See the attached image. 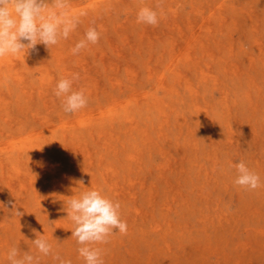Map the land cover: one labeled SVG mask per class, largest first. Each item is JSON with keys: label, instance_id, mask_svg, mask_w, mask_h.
Segmentation results:
<instances>
[{"label": "rangeland", "instance_id": "374dc122", "mask_svg": "<svg viewBox=\"0 0 264 264\" xmlns=\"http://www.w3.org/2000/svg\"><path fill=\"white\" fill-rule=\"evenodd\" d=\"M156 3L72 0L87 16L68 40L0 60V264L39 255L36 233L85 264L66 210L89 190L128 226L96 245L104 264H264V186L234 184L243 161L264 185V0H163L137 23ZM93 21L99 43L72 55ZM72 73L88 105L66 114Z\"/></svg>", "mask_w": 264, "mask_h": 264}, {"label": "clouds", "instance_id": "9594fccd", "mask_svg": "<svg viewBox=\"0 0 264 264\" xmlns=\"http://www.w3.org/2000/svg\"><path fill=\"white\" fill-rule=\"evenodd\" d=\"M72 7V0H0V60L21 54L24 59L29 50L38 54L37 45L50 49L68 40L82 23V18L87 16L86 11L74 12ZM162 7L163 0H157L155 7H140L136 15L137 23L157 26L163 15ZM101 35L95 22H91L83 38L70 49L71 54L79 55L89 45H97ZM79 80L80 74L72 73L70 77L59 79L53 90L55 97L63 98L62 109L66 114L77 113L88 105L85 90L74 89ZM234 167L235 185L253 191L264 186L260 175L245 162L236 163ZM80 183L83 184V181ZM9 204L16 217L24 215L11 201ZM5 207L0 203V208ZM120 210L121 204L103 195L100 190L85 191L67 200V217L74 225L72 237L79 245L77 251L85 264H104V250L96 245L109 243L117 230L121 235L127 234L128 226L121 219ZM31 242L39 255L21 251L17 244L7 252L8 264H40L41 256H51L55 264H72L70 259H65L53 249L44 235L36 233Z\"/></svg>", "mask_w": 264, "mask_h": 264}, {"label": "bare ground", "instance_id": "6f19581e", "mask_svg": "<svg viewBox=\"0 0 264 264\" xmlns=\"http://www.w3.org/2000/svg\"><path fill=\"white\" fill-rule=\"evenodd\" d=\"M8 60V62H9V59H7ZM6 62V61H5ZM5 65H6V63H5ZM10 65V62L8 63V66ZM150 72V71H149ZM152 72V71H151ZM151 74V73H150ZM149 75V74H148ZM151 77V76H150ZM163 84V83H162ZM160 85V84H159ZM6 153H9V152H6ZM10 155V154H9ZM8 158H9V156H8ZM56 182V181H55Z\"/></svg>", "mask_w": 264, "mask_h": 264}]
</instances>
